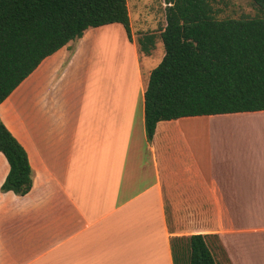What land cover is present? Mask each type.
<instances>
[{
    "label": "crops",
    "instance_id": "crops-1",
    "mask_svg": "<svg viewBox=\"0 0 264 264\" xmlns=\"http://www.w3.org/2000/svg\"><path fill=\"white\" fill-rule=\"evenodd\" d=\"M111 32L122 66L116 45L103 50ZM134 36L87 29L0 104L32 177L24 195L1 190L0 152V264H173L171 237L212 231L175 232L168 217L212 218L213 204L222 240L233 204H254L237 264H264V110L160 121L147 141L145 80L163 52L157 39L145 69Z\"/></svg>",
    "mask_w": 264,
    "mask_h": 264
},
{
    "label": "trees",
    "instance_id": "trees-1",
    "mask_svg": "<svg viewBox=\"0 0 264 264\" xmlns=\"http://www.w3.org/2000/svg\"><path fill=\"white\" fill-rule=\"evenodd\" d=\"M212 1L164 0L165 24L136 39L144 54L157 39L163 46L145 80L147 141L160 121L264 110V0H252L259 13L238 18H217ZM111 23L131 39L127 0H0V104L44 58ZM0 152L9 165L1 190L26 194L28 157L1 118ZM216 246L217 233L170 238L173 264H218Z\"/></svg>",
    "mask_w": 264,
    "mask_h": 264
},
{
    "label": "rangeland",
    "instance_id": "rangeland-1",
    "mask_svg": "<svg viewBox=\"0 0 264 264\" xmlns=\"http://www.w3.org/2000/svg\"><path fill=\"white\" fill-rule=\"evenodd\" d=\"M127 2L131 18V30L132 32L134 31V37H138L150 30L160 28L165 24L166 4L164 0H127ZM212 6L214 9V14L217 18H238L241 16H254L259 13L257 6L252 0H214L212 1ZM106 34L109 35L101 36L103 41H105L108 45L106 46V44H103V50H106L107 47L114 50L115 46H113V44L116 45L118 47L119 53V55H116L120 59V65L122 66L125 59H123L121 63L120 56H123V50L121 49L118 40L114 38L115 33L111 32ZM159 48L160 52L162 53L163 46L161 43H159ZM155 51L157 53V49H155ZM141 58L143 67L145 68L146 64L143 51H141ZM158 59H160V56ZM16 101L17 91L10 99L12 104L16 103ZM253 205L254 204H233V207L230 211V216L228 217V226L224 227L226 230L223 238L224 240H222L220 236L223 231L220 204H213L214 212L212 218L197 217L192 219H174L168 217V225L172 231L179 233H191L205 230L212 231V233H217L219 235V240L222 243V248L217 246L215 248V257L218 264H237V229H244L252 226L249 222L252 223L253 220ZM211 242L216 245L218 243L216 239H211ZM247 254L248 259L250 258V253L247 252ZM238 264H244V259Z\"/></svg>",
    "mask_w": 264,
    "mask_h": 264
},
{
    "label": "bare ground",
    "instance_id": "bare-ground-1",
    "mask_svg": "<svg viewBox=\"0 0 264 264\" xmlns=\"http://www.w3.org/2000/svg\"><path fill=\"white\" fill-rule=\"evenodd\" d=\"M115 38V37H114ZM113 46H114V44H113ZM4 104V103H3ZM5 106H7V105H5ZM3 108V107H2ZM2 108H1V110H2ZM4 109V108H3ZM11 109V108H10ZM4 112H6L5 114H7V111H4ZM4 114V113H3ZM7 116V115H6Z\"/></svg>",
    "mask_w": 264,
    "mask_h": 264
}]
</instances>
